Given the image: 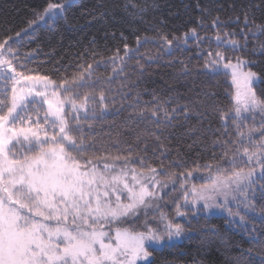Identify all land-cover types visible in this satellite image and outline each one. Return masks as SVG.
<instances>
[{
	"label": "snow or ice",
	"instance_id": "obj_1",
	"mask_svg": "<svg viewBox=\"0 0 264 264\" xmlns=\"http://www.w3.org/2000/svg\"><path fill=\"white\" fill-rule=\"evenodd\" d=\"M69 6L71 0H49L28 25L31 27L37 20L46 22V18L56 20ZM244 21L245 28L239 33L243 43L232 38L236 32L225 31L223 36H215L216 50H201L205 52L203 71L209 75L223 73L234 86L232 108L228 112L217 109L224 138L213 141L222 149V158L229 167L204 164L208 171L201 178L206 182L199 186L187 183L192 171L179 173L183 183L173 216L164 210V190L169 184L175 190L177 173L165 168L163 160L157 168L148 163V157L137 156V168L131 149L128 156L96 157L85 151L95 148L94 143L84 139V129L92 127L88 121L97 119L98 109L106 113L105 101L115 97L104 91L97 95L83 90L99 85L123 95V84L119 90L110 85L124 72L129 54H135L138 48L133 50L125 44L124 56L117 49L105 62L113 65L112 77H94L93 65L87 64L80 66L78 75L57 82L46 75L30 74L33 70L25 61L31 53L14 47L13 36L0 38V264H154L153 252L163 253L188 234L185 225L176 222L177 217L190 224L192 219L201 215L210 218L218 210L225 211L230 224L238 223L260 245L259 252L246 250L251 259L244 264H264V239L255 224L241 214L243 210L264 224V204L255 203L257 189L264 200V184L260 183L264 181V92L258 94L255 87L264 83V77L252 71L253 61L235 55L242 48L247 50L249 35H264V25L249 28L252 22L247 15ZM222 23L217 17L211 25L218 28ZM190 34L199 39L195 28ZM190 34H183L185 41ZM19 35L15 33V37ZM136 39L139 45L141 38ZM143 39L147 42L149 37ZM174 39L178 45V37L159 35L167 54L171 53ZM221 45L230 53L220 50ZM252 53L264 56V42L258 41ZM136 67L144 70L142 64ZM181 74H190L187 65ZM203 95L214 94L205 90ZM172 103L171 99L154 97L151 108L130 105L138 109L141 119L147 116L153 122L151 135L160 144L161 155L167 149L155 136L156 131H162L159 125L172 124L181 116L188 119L195 107H203L195 101L169 108ZM257 114L261 116L259 121L254 119ZM249 119L252 125L247 123ZM141 135L137 134V139ZM109 159L111 162H107ZM161 172L169 179H161ZM141 217L142 230L124 226Z\"/></svg>",
	"mask_w": 264,
	"mask_h": 264
},
{
	"label": "trees",
	"instance_id": "obj_2",
	"mask_svg": "<svg viewBox=\"0 0 264 264\" xmlns=\"http://www.w3.org/2000/svg\"><path fill=\"white\" fill-rule=\"evenodd\" d=\"M48 2L0 0V38L13 36L15 39V33H20L14 47L31 53L25 61L28 69L33 70L30 74L46 75L59 82L64 77L78 75L81 65L92 64L94 77H112L113 65L105 62L117 49L124 56L125 44L133 50L138 48V52L129 54L131 58L127 59L124 72L110 85L119 90L123 84V95L99 85L83 90L97 95L104 91L105 95L115 97L105 101L107 112L101 113L98 109L97 119L88 121L92 127L84 129V139L95 144V148L85 150L87 155L128 156L131 149L135 167H140L137 156L148 157V163L157 168L163 160L164 167L177 173V177L184 171L206 176L208 170L203 168L206 163L229 167L222 158V149L214 146L213 141L224 138L217 109L228 112L232 108L233 86L230 77L223 73L209 75L203 71L205 52L201 50H216L215 36L217 33L223 36L225 31L236 32L232 38L243 43L244 38L239 33L245 28V15L252 22L249 28L253 24L264 25V0H71V6L65 8L62 17L37 23L28 30V22L36 18L34 13H40ZM217 17L223 23L214 28L211 22ZM192 28L196 29L199 39L191 37ZM186 32L190 35L185 41ZM161 33L169 39L179 38L178 45L177 40H173L170 54L159 41ZM145 36L149 37L147 42L143 39ZM137 37L141 38L139 45ZM258 41L264 42V35H249L247 50L242 48L235 55L253 61L252 70L264 77V56L252 53ZM220 50L230 53L223 45ZM145 54L152 62H148ZM97 62H100L99 67ZM137 63L144 65L143 71L136 67ZM184 65L189 75L181 74ZM255 87L258 94L264 92V83H257ZM205 90L214 95L205 97ZM154 97L171 99L173 103L169 108L177 103L200 101L203 104L202 108L195 107L188 119L181 116L172 124L159 125L162 131H156L155 136L160 137V143L167 149L164 155L151 135L154 131L151 119L147 116L141 119L138 109L130 106L151 108ZM140 133L143 135L137 139ZM173 161L176 163L170 166ZM160 175L168 177L163 172ZM195 181L204 180L196 178ZM261 195L257 189V205L264 204ZM249 221L264 239V224L254 216ZM181 224L188 234L163 253L153 252L154 264H244L251 259L246 250L260 251V245L251 239L249 232L238 223L230 224L226 215L215 214L210 218L201 215L190 224L182 219ZM212 228L218 231L205 230Z\"/></svg>",
	"mask_w": 264,
	"mask_h": 264
},
{
	"label": "rangeland",
	"instance_id": "obj_3",
	"mask_svg": "<svg viewBox=\"0 0 264 264\" xmlns=\"http://www.w3.org/2000/svg\"><path fill=\"white\" fill-rule=\"evenodd\" d=\"M51 21H53V20H47V18H46V22L43 21V20H37V22H36L35 24H37V23H48V22H51ZM35 24H33L31 27H29L28 30H30ZM26 32H27V31H26ZM15 40H19V37H16ZM10 43H11V42H10ZM18 70H19V69H18ZM252 71H253V70H252ZM32 75H37V74H32ZM232 86H233V85H232ZM233 91H234V86H233ZM0 98H2V97H0ZM254 119H255V121H259V120L261 119V116L257 114V115H255ZM247 123H248L249 125H252V124H253V120H252V119H249V120L247 121ZM257 126H258V125H257ZM160 178L163 179V180H168V179H169V177H164V176H161V175H160ZM196 178H201L200 174H192V177L188 180L187 183H188V184H193V183H194V184H196L197 186H199V185L204 184V183L206 182L204 179H203L204 181H202V182H196V181H195ZM176 179H177V184H176V188H175V190H173V189H172V185L169 184V187H168L167 189L164 190L165 193H167V195H164V193H162V195H164V205H165L164 210H165L170 216H173V215H174V212H175L174 204H175V202L180 198V195H181V193H180V184L183 183V181H181V180L179 179V177H176ZM229 206L233 208V211H234V212L237 211V209H236V207L234 206V204H231V203H230ZM182 211H189V212H190L189 209H182ZM194 214H195V213H194ZM216 214L226 215V216H227L226 212L223 211V210H218ZM241 214H242V215H245L246 220H247L248 222H250V221H249V218L253 216V215H251V214L244 213L243 210H241ZM150 215H151V214H150ZM182 219H183V218H179V217H177V218H176V222H177V223H182ZM142 222H143V217H141L140 220H137V221H135V222H130V223L124 225V226H126V227H130V226L133 225V226H135V227L132 228V229H135V230H142V229H140V225L142 224ZM130 228H131V227H130ZM184 237H185V236H184ZM138 264H142V262L138 261Z\"/></svg>",
	"mask_w": 264,
	"mask_h": 264
}]
</instances>
